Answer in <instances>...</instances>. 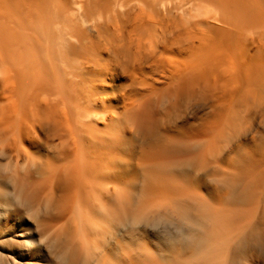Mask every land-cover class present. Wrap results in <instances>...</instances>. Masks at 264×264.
I'll use <instances>...</instances> for the list:
<instances>
[{
	"label": "bare ground",
	"instance_id": "1",
	"mask_svg": "<svg viewBox=\"0 0 264 264\" xmlns=\"http://www.w3.org/2000/svg\"><path fill=\"white\" fill-rule=\"evenodd\" d=\"M0 264H264V0H0Z\"/></svg>",
	"mask_w": 264,
	"mask_h": 264
}]
</instances>
